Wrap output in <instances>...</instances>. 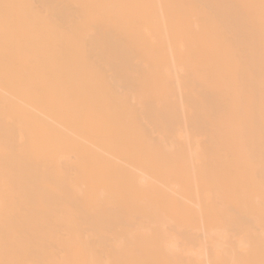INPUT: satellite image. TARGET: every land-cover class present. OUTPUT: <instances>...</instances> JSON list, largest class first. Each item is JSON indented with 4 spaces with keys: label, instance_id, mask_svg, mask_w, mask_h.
<instances>
[{
    "label": "bare ground",
    "instance_id": "obj_1",
    "mask_svg": "<svg viewBox=\"0 0 264 264\" xmlns=\"http://www.w3.org/2000/svg\"><path fill=\"white\" fill-rule=\"evenodd\" d=\"M0 264H264V0H0Z\"/></svg>",
    "mask_w": 264,
    "mask_h": 264
}]
</instances>
